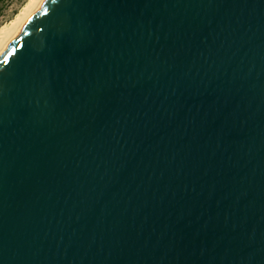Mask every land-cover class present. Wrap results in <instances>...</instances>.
I'll use <instances>...</instances> for the list:
<instances>
[{"label":"water","instance_id":"water-1","mask_svg":"<svg viewBox=\"0 0 264 264\" xmlns=\"http://www.w3.org/2000/svg\"><path fill=\"white\" fill-rule=\"evenodd\" d=\"M0 264H264V0H44L0 55Z\"/></svg>","mask_w":264,"mask_h":264},{"label":"bare ground","instance_id":"bare-ground-1","mask_svg":"<svg viewBox=\"0 0 264 264\" xmlns=\"http://www.w3.org/2000/svg\"><path fill=\"white\" fill-rule=\"evenodd\" d=\"M43 2L44 0H27L11 21L0 27V55L18 31V27L29 21Z\"/></svg>","mask_w":264,"mask_h":264},{"label":"rangeland","instance_id":"rangeland-1","mask_svg":"<svg viewBox=\"0 0 264 264\" xmlns=\"http://www.w3.org/2000/svg\"><path fill=\"white\" fill-rule=\"evenodd\" d=\"M26 1L27 0H5L0 7V27L10 22Z\"/></svg>","mask_w":264,"mask_h":264},{"label":"trees","instance_id":"trees-1","mask_svg":"<svg viewBox=\"0 0 264 264\" xmlns=\"http://www.w3.org/2000/svg\"><path fill=\"white\" fill-rule=\"evenodd\" d=\"M5 2V0H0V7Z\"/></svg>","mask_w":264,"mask_h":264},{"label":"snow or ice","instance_id":"snow-or-ice-1","mask_svg":"<svg viewBox=\"0 0 264 264\" xmlns=\"http://www.w3.org/2000/svg\"><path fill=\"white\" fill-rule=\"evenodd\" d=\"M53 2H55V0H53Z\"/></svg>","mask_w":264,"mask_h":264}]
</instances>
